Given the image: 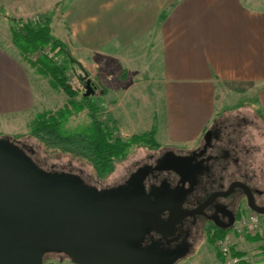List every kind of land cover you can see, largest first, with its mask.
<instances>
[{
    "label": "crops",
    "instance_id": "crops-1",
    "mask_svg": "<svg viewBox=\"0 0 264 264\" xmlns=\"http://www.w3.org/2000/svg\"><path fill=\"white\" fill-rule=\"evenodd\" d=\"M29 4L51 13V33L71 54L99 59L106 51L123 52L138 66L141 59L133 55L149 48L151 56L146 63L141 60L137 78L145 67H152L150 73L157 80L152 99L138 86L136 103L129 111L117 105L111 110L112 119L121 120L122 128L117 130L122 136L154 127L161 148L191 150L213 123L246 107L255 118L232 124L233 145L253 171H264V139L260 138L264 134V0H0V6L16 11H26ZM5 27L0 30V123L24 121L27 133L42 112L39 73L12 45ZM101 93L112 95L106 87ZM241 97L256 111L238 105ZM153 98L158 107L148 111ZM240 127L252 140H242L236 129ZM225 236L232 238L242 260L255 264L249 261L252 248H261L257 253L264 259L263 248L249 243L245 235L241 239L232 231ZM238 242L242 248L235 247ZM209 248L211 264H222Z\"/></svg>",
    "mask_w": 264,
    "mask_h": 264
},
{
    "label": "water",
    "instance_id": "water-1",
    "mask_svg": "<svg viewBox=\"0 0 264 264\" xmlns=\"http://www.w3.org/2000/svg\"><path fill=\"white\" fill-rule=\"evenodd\" d=\"M75 66L88 97L91 81L80 63ZM235 186L247 195V208L263 215L249 189ZM159 208L139 192L99 194L75 177L41 173L0 141V264H43L46 254H61L72 264H176L186 255L129 246L148 220L160 230Z\"/></svg>",
    "mask_w": 264,
    "mask_h": 264
},
{
    "label": "flooded vegetation",
    "instance_id": "flooded-vegetation-1",
    "mask_svg": "<svg viewBox=\"0 0 264 264\" xmlns=\"http://www.w3.org/2000/svg\"><path fill=\"white\" fill-rule=\"evenodd\" d=\"M231 126L225 120L213 123L207 142L202 139L191 150L167 147L149 151L111 186L96 188L80 181L86 190L99 194L131 197L139 192L146 200L157 201L160 230L148 220L129 246L187 256L199 240L233 231L237 218L249 210L247 195L235 185L246 186L253 206L264 212V171L257 174L245 156H240Z\"/></svg>",
    "mask_w": 264,
    "mask_h": 264
},
{
    "label": "rangeland",
    "instance_id": "rangeland-1",
    "mask_svg": "<svg viewBox=\"0 0 264 264\" xmlns=\"http://www.w3.org/2000/svg\"><path fill=\"white\" fill-rule=\"evenodd\" d=\"M0 13H4L6 16L5 18L0 17V30H5L7 26V19L8 17H12L14 19H31L33 21L34 18H41L42 16L49 15L50 12H40L37 10L36 6L33 4L28 5V9L26 11L21 10H13L12 7H4L0 6ZM41 13V14H40ZM43 13V14H42ZM34 22V21H33ZM39 22V21H38ZM35 23V22H34ZM37 23V22H36ZM54 34H57L54 31ZM67 47V46H66ZM68 49V48H67ZM43 54L47 57L53 58L56 63H60V59L58 56H55L53 52L49 51L48 48L44 49ZM69 52V50H68ZM70 56L74 58L84 70L87 72L88 78L91 81L93 87V93L90 95L92 96V101L99 107L98 111V119L105 120L106 117L111 116V110L115 105H117L120 109L122 107L127 106V110L129 111V107H131L132 103H136V94L137 87L139 86L143 93H147L150 95L152 99V90L153 86L156 84L157 80L155 77H152L151 68L152 67H145L144 74L141 75V78H137L139 72V65L141 60L143 62H147L151 56V52L148 47H143V50L133 57L140 58V62L138 66L132 61V57H129L127 53H121L116 51H106L102 57L100 56L99 59L92 58V57H83L78 54H71ZM39 54L36 53L30 57L31 61H34ZM131 55V56H132ZM145 59V61H144ZM148 64V63H147ZM141 67V66H140ZM72 68L75 69L74 74L72 72ZM34 69V68H33ZM80 71L77 66L67 67L63 74L66 78L67 84L70 86L71 90L74 91L77 96L76 100L78 101L80 96L84 93V86L77 80L76 75L79 74ZM38 89L40 90L41 94V109L43 111H51L54 112L58 109H61L63 106L66 105L67 97L61 90H54L49 85V78L39 74L38 77ZM35 78V79H36ZM141 80V81H140ZM139 82H142L143 85L140 86ZM106 87L107 90L112 92V95H105L101 93V88ZM145 87V88H144ZM131 95H133L131 97ZM132 98V99H130ZM243 98H239L236 102L238 105L243 103L244 105H248L252 109L256 111L255 106L250 103L243 102ZM154 104L148 106V111L150 108L158 107L157 101L155 98L152 100ZM128 104V105H127ZM109 113V114H108ZM227 113V112H226ZM225 123H241L245 124L251 122L255 118L252 115V112L249 111L246 107L240 108L238 111H232L231 113L228 112L225 115ZM112 119V116H111ZM116 128H122L121 120L114 119ZM254 122V121H253ZM89 125V119L87 117L86 111H82L78 114H74L70 116L68 121L65 124V129L68 132H74L78 129L85 128ZM26 124L23 122H17L16 124H3L0 123V134L3 135H21L23 138L21 139L22 144L30 149L31 156L37 165L42 168L43 170L54 171L57 174L61 173L66 176H74L77 177L79 180L87 183L88 185H92L96 188L104 187V186H111L118 181H120L126 174L127 171L133 167L136 162L142 161L144 157L147 155L149 151L144 147H133L129 150L128 155L126 158L120 162L115 163L113 168L107 173L104 179H99L96 177L91 165L82 157H74L69 154H62L58 151H53L51 149H46L41 146L36 140L28 136V133H24L26 131ZM238 130V135L242 137V140H252L253 137H249L250 133L245 130V128H236ZM118 135L123 138H129L122 136L119 131H117ZM139 135V134H137ZM256 135V134H255ZM133 136V135H132ZM235 137V136H234ZM264 139V134L261 133V137ZM252 143V142H251ZM264 146V145H263ZM255 160L257 161L258 158ZM258 161H262L259 159ZM230 235L232 234V230L228 232ZM244 235H240L241 239ZM231 242H232V238ZM251 244H259L258 242H249ZM235 245V244H234ZM256 245V246H257ZM236 248H242L241 242H238L235 246ZM259 247V246H258ZM214 250V248H213ZM261 248H252L250 253L246 252L247 255L250 254L251 259L249 260L255 264H263L264 259H260ZM255 252V253H254ZM264 254V253H263ZM203 256V258L200 256ZM46 258V259H45ZM213 258L212 249L209 248L208 245L204 242V240H199L193 247V250L184 257L180 262L177 264H211V260ZM44 264H72L70 261H65L61 263L65 257L61 254H47L45 257Z\"/></svg>",
    "mask_w": 264,
    "mask_h": 264
},
{
    "label": "trees",
    "instance_id": "trees-1",
    "mask_svg": "<svg viewBox=\"0 0 264 264\" xmlns=\"http://www.w3.org/2000/svg\"><path fill=\"white\" fill-rule=\"evenodd\" d=\"M5 16L4 13H0L1 18H5ZM162 17L163 15L160 16V18ZM6 22L11 43L25 62L39 74L48 77L52 89L61 90L67 97L66 105L61 109L54 112L43 111L35 116L29 126V137L46 149L82 157L91 165L99 179H104L115 163L124 160L131 148L144 147L148 150L161 148L154 139V127L149 132L133 135L127 139L123 138L117 134L118 130L111 116L106 117L105 120L98 119L99 107L92 101V96L84 97L82 94L78 101L75 99L77 94L67 84L63 72L67 67L75 66L76 60L70 56L66 45L52 35L49 15L42 16L37 23L31 19L22 20L12 17H8ZM46 48L58 56L60 63H56L53 58L43 54L42 51ZM36 53L39 55L34 61H31L30 57ZM82 111H86L89 125L74 132H68L65 129L66 122L70 116ZM22 138L21 135L0 134L2 143L41 173L44 172L49 176L62 175L40 168L32 158L30 149L22 144ZM225 235L226 232L209 235L206 237V242L214 248L215 241L222 239ZM244 238L249 242L259 241V237L256 235L245 234ZM233 254L240 258L243 256L237 252H233ZM215 255L221 262L216 250ZM45 259H43V264ZM240 264L249 263L242 260Z\"/></svg>",
    "mask_w": 264,
    "mask_h": 264
},
{
    "label": "built area",
    "instance_id": "built-area-1",
    "mask_svg": "<svg viewBox=\"0 0 264 264\" xmlns=\"http://www.w3.org/2000/svg\"><path fill=\"white\" fill-rule=\"evenodd\" d=\"M36 23L39 19L34 18ZM233 233L236 235H256L259 237L258 246L264 248V217L247 210L242 213L235 223ZM234 244L231 242L230 237L225 236L218 239L214 243V248L218 252L222 264H240L242 259L233 254Z\"/></svg>",
    "mask_w": 264,
    "mask_h": 264
}]
</instances>
